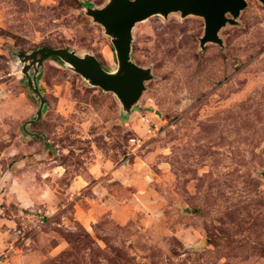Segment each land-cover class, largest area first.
<instances>
[{
    "label": "rangeland",
    "instance_id": "1",
    "mask_svg": "<svg viewBox=\"0 0 264 264\" xmlns=\"http://www.w3.org/2000/svg\"><path fill=\"white\" fill-rule=\"evenodd\" d=\"M223 47L202 18L137 23L151 69L124 117L110 92L48 58L27 87L16 49L69 47L113 70L106 0H0L2 264H264V5L246 0Z\"/></svg>",
    "mask_w": 264,
    "mask_h": 264
},
{
    "label": "water",
    "instance_id": "2",
    "mask_svg": "<svg viewBox=\"0 0 264 264\" xmlns=\"http://www.w3.org/2000/svg\"><path fill=\"white\" fill-rule=\"evenodd\" d=\"M258 1L264 5V0ZM246 5V0H106L101 6L86 5L84 13L102 27L110 40L116 66L107 70L92 53L80 54L67 46L43 45L29 52L14 50L12 54L17 59L27 87L39 99L33 118L22 124L23 131L30 136H40L44 143L47 142L44 133L27 129L28 125L40 119L46 105L38 86V75L46 59L56 57L65 68L78 74L90 86L112 93L120 104L122 115L128 117L139 103L145 83L152 78L151 69L140 66L131 56L132 31L137 23L153 16L166 19L170 14H178L181 19L200 17L204 27L199 48L203 50L207 43L223 47L220 30L226 25L237 24V17ZM259 174L264 178V171Z\"/></svg>",
    "mask_w": 264,
    "mask_h": 264
},
{
    "label": "trees",
    "instance_id": "3",
    "mask_svg": "<svg viewBox=\"0 0 264 264\" xmlns=\"http://www.w3.org/2000/svg\"><path fill=\"white\" fill-rule=\"evenodd\" d=\"M53 59H57L56 57H53ZM58 60V59H57Z\"/></svg>",
    "mask_w": 264,
    "mask_h": 264
}]
</instances>
